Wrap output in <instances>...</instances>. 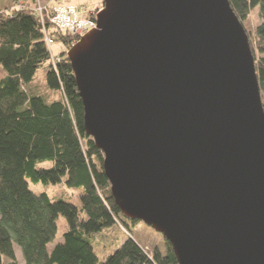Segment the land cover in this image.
Returning a JSON list of instances; mask_svg holds the SVG:
<instances>
[{
    "label": "water",
    "instance_id": "obj_1",
    "mask_svg": "<svg viewBox=\"0 0 264 264\" xmlns=\"http://www.w3.org/2000/svg\"><path fill=\"white\" fill-rule=\"evenodd\" d=\"M66 51L124 218L178 264H264V108L228 0H102Z\"/></svg>",
    "mask_w": 264,
    "mask_h": 264
},
{
    "label": "trees",
    "instance_id": "obj_2",
    "mask_svg": "<svg viewBox=\"0 0 264 264\" xmlns=\"http://www.w3.org/2000/svg\"><path fill=\"white\" fill-rule=\"evenodd\" d=\"M11 1V7L0 11V264H20L14 246L20 249L23 264H178L166 241L164 253L146 252L132 238L140 221L124 218L111 197L102 153L84 131L83 106L66 58L65 50L76 39L56 36L55 42L65 50L57 53L61 59L53 65L39 16L16 8L19 0ZM228 1L243 27L250 11L258 7L261 22L253 34L246 33L262 94L264 0ZM43 22L50 29L45 14ZM41 69L44 72L37 77ZM45 163L51 166H40ZM28 181L45 186L63 183L80 206L51 201L45 192L30 190ZM59 216L67 230L63 241L49 251ZM115 226L128 236L112 254L99 259L93 235Z\"/></svg>",
    "mask_w": 264,
    "mask_h": 264
},
{
    "label": "rangeland",
    "instance_id": "obj_3",
    "mask_svg": "<svg viewBox=\"0 0 264 264\" xmlns=\"http://www.w3.org/2000/svg\"><path fill=\"white\" fill-rule=\"evenodd\" d=\"M51 2V0H35L34 6H29L22 2V5L29 6V7H36L39 3L41 6L44 4H47ZM100 0H65L62 1V3H71V4H86V5H99L102 6L101 3H99ZM55 3V2H54ZM260 17H259V10L258 7H255L253 10L250 11L246 21L244 22V29L245 31H248L249 33L253 34V31L255 27L260 24ZM65 48L60 42H55L51 48L50 51L53 52L54 55H57V53L64 51ZM66 52V50H65ZM43 70H38L36 73L37 77H41L43 74ZM37 87H39L37 85ZM41 88V87H39ZM261 95V101L262 105L264 107V93ZM41 167H49L51 166L50 163L41 164ZM29 188L35 193L45 192L51 201H68L72 204L76 205L77 207L80 206L78 199L73 197V194L70 192V190L66 189L63 183H59L57 185H42L40 183L33 184L29 182ZM56 227H57V233L55 239L47 245V249L50 251L54 245L57 243H60L63 241L62 235L67 230L64 218L62 216H59L56 220ZM127 233L125 230L120 228L119 226H115L113 228L105 229L99 233H96L93 235L92 238V246L94 249L95 254L99 259H102L104 256L110 255L114 252V250L119 247L122 242L126 239ZM132 238L139 243V245L144 248L146 252H153L154 249H158L161 253H164L165 247L164 238L160 235L152 231L149 227L144 225L142 222L138 223L133 228V234ZM14 252L17 261L20 264H23V258L21 255V251L17 246H14Z\"/></svg>",
    "mask_w": 264,
    "mask_h": 264
},
{
    "label": "built area",
    "instance_id": "obj_4",
    "mask_svg": "<svg viewBox=\"0 0 264 264\" xmlns=\"http://www.w3.org/2000/svg\"><path fill=\"white\" fill-rule=\"evenodd\" d=\"M54 1L56 2L54 5H51V2L43 6L38 3L34 8L22 5V3L16 5V8H25L39 16L42 26V40L48 49L53 65L61 59L50 51L51 46L55 43L56 36L67 35L78 41L90 30L96 28V16L103 9V5H77L62 3L64 0ZM44 14L49 20L50 29H47L44 25Z\"/></svg>",
    "mask_w": 264,
    "mask_h": 264
},
{
    "label": "crops",
    "instance_id": "obj_5",
    "mask_svg": "<svg viewBox=\"0 0 264 264\" xmlns=\"http://www.w3.org/2000/svg\"><path fill=\"white\" fill-rule=\"evenodd\" d=\"M20 3L21 2H24L25 4L29 5V6H34L35 5V0H19ZM49 1V0H48ZM55 1L51 0V5H54ZM12 6V1L11 0H0V11H3L5 10L6 8L8 7H11Z\"/></svg>",
    "mask_w": 264,
    "mask_h": 264
}]
</instances>
